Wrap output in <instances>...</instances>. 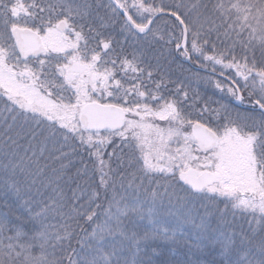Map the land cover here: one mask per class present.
<instances>
[{"label": "snow or ice", "instance_id": "6c2138e0", "mask_svg": "<svg viewBox=\"0 0 264 264\" xmlns=\"http://www.w3.org/2000/svg\"><path fill=\"white\" fill-rule=\"evenodd\" d=\"M0 264H264V0H0Z\"/></svg>", "mask_w": 264, "mask_h": 264}, {"label": "rangeland", "instance_id": "374dc122", "mask_svg": "<svg viewBox=\"0 0 264 264\" xmlns=\"http://www.w3.org/2000/svg\"><path fill=\"white\" fill-rule=\"evenodd\" d=\"M161 32L166 33L165 29L166 26L161 24L160 25ZM163 44V42H161ZM159 47V46H158ZM165 49L172 47V45L164 46ZM170 60L174 61V63H171L170 67L172 69V77L173 79H180L183 80L184 83L190 88L195 89L199 92L200 96L203 98V100L208 101L210 104V107L215 108V103H212V101H220V102H227L223 99V93H221L219 90H217L214 86V84L210 81L205 80H196L193 76L194 73H199L200 76H207L210 73L204 72V71H195L194 68H190L188 65H183L182 63H178L174 57V49L172 50L171 56L169 57ZM215 79H219L216 76ZM233 107H235L233 105ZM241 110V109H239ZM243 111V110H241ZM212 117L208 119L212 120L214 119V116L210 114ZM147 186V181L145 182ZM154 187V185H153ZM170 246V245H168Z\"/></svg>", "mask_w": 264, "mask_h": 264}, {"label": "trees", "instance_id": "16d2710c", "mask_svg": "<svg viewBox=\"0 0 264 264\" xmlns=\"http://www.w3.org/2000/svg\"><path fill=\"white\" fill-rule=\"evenodd\" d=\"M157 2H158V0H157ZM166 2H173V0H166ZM170 31H172V27H171L170 25H169V26H166L165 32H170ZM178 31H179V29L176 30L177 33H178ZM165 46H168V45H165ZM173 49H174V48H173ZM174 57H175L176 61H178V63H180V64L182 63L183 65H188V64L190 63V64H192V65L198 66V64H197V59H196L195 56H193V58H192L191 61H188L186 58H184V57L182 56V53H181V52H179V51H177V50L174 49ZM200 63L202 64V63H204V62H203V61H200ZM194 70H195V69H194ZM217 72H219V69H217ZM216 77L220 79V77H219L218 75H217ZM172 78H173V77H172ZM215 107H218V105L215 104ZM210 117H212V116L209 114V118H210ZM210 119H211V118H210ZM109 151H111V149H109ZM52 166H53V167H58V163L53 162V163H52ZM77 167H79V164H77ZM90 169H91V165H90ZM74 174H75V168H73V169L71 170V172L69 173V175H74ZM89 175L91 176V171H90ZM97 178H98V175H97V177H93V179H97ZM77 182L79 183V181H77ZM69 183H71V181H69ZM72 187H75V184H72ZM82 187L86 188L87 185H83V184H82ZM69 194H70V193H69ZM220 207H223V205H220ZM51 223H52V224H57L58 221L55 220V219H53V220L51 221ZM165 247H170V246H165ZM39 253H40V249H39L38 247H36V248L33 249V254H34V255H39Z\"/></svg>", "mask_w": 264, "mask_h": 264}, {"label": "flooded vegetation", "instance_id": "af4514ba", "mask_svg": "<svg viewBox=\"0 0 264 264\" xmlns=\"http://www.w3.org/2000/svg\"><path fill=\"white\" fill-rule=\"evenodd\" d=\"M188 66H189L190 68H194L195 71H199V72L201 71L200 68H199V66H195V65H192V64H190V63L188 64ZM194 69H193V70H194ZM240 109L243 110V108H240Z\"/></svg>", "mask_w": 264, "mask_h": 264}, {"label": "water", "instance_id": "95a60500", "mask_svg": "<svg viewBox=\"0 0 264 264\" xmlns=\"http://www.w3.org/2000/svg\"><path fill=\"white\" fill-rule=\"evenodd\" d=\"M219 76V75H218ZM236 106V105H235Z\"/></svg>", "mask_w": 264, "mask_h": 264}]
</instances>
